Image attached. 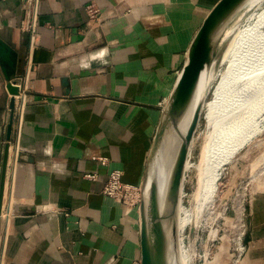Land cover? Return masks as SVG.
I'll return each mask as SVG.
<instances>
[{
    "label": "crops",
    "instance_id": "crops-1",
    "mask_svg": "<svg viewBox=\"0 0 264 264\" xmlns=\"http://www.w3.org/2000/svg\"><path fill=\"white\" fill-rule=\"evenodd\" d=\"M214 1L0 0V36L23 58L16 83L26 90L24 104L15 97L0 264L139 262L138 206L102 187L113 169L140 183L161 109ZM10 97L0 70V166ZM243 241L236 264H264V177Z\"/></svg>",
    "mask_w": 264,
    "mask_h": 264
},
{
    "label": "water",
    "instance_id": "water-1",
    "mask_svg": "<svg viewBox=\"0 0 264 264\" xmlns=\"http://www.w3.org/2000/svg\"><path fill=\"white\" fill-rule=\"evenodd\" d=\"M259 1L215 0L201 18L188 43L184 61L161 109L139 183V264H167L161 259L159 240L163 228L169 225L172 218L171 173L188 119L216 50L224 43L249 5ZM23 66L24 61L19 52L0 36V70L11 94L0 166V224L15 95L21 89L16 78L21 77ZM18 205L19 182L15 178L9 212L11 215L18 214Z\"/></svg>",
    "mask_w": 264,
    "mask_h": 264
},
{
    "label": "rangeland",
    "instance_id": "rangeland-1",
    "mask_svg": "<svg viewBox=\"0 0 264 264\" xmlns=\"http://www.w3.org/2000/svg\"><path fill=\"white\" fill-rule=\"evenodd\" d=\"M263 8L264 0L249 5L213 55L203 89L199 121L179 158L180 171L185 164L186 168L181 180V195L176 201V245L180 244L187 264H233V240L239 233V217L247 214L250 194L264 177L263 121L261 130L220 167L216 189L214 186L209 192L199 181L205 172L199 161L210 130L207 120L210 100L219 78L237 52L231 51L229 44L240 29L258 19ZM261 30L264 31V27Z\"/></svg>",
    "mask_w": 264,
    "mask_h": 264
},
{
    "label": "bare ground",
    "instance_id": "bare-ground-1",
    "mask_svg": "<svg viewBox=\"0 0 264 264\" xmlns=\"http://www.w3.org/2000/svg\"><path fill=\"white\" fill-rule=\"evenodd\" d=\"M263 27L264 8L257 20L240 29L232 38L229 49L237 50V52L235 56H231L210 100L207 112L210 130L205 136L199 161L200 168H205L199 181L201 184L204 183V189L209 192L214 186L216 189L215 180L217 176V180L220 177V167L262 128L264 121V31L261 29ZM207 77L206 74L194 102L171 173L172 218L169 225L163 228L159 240L161 259L167 264H187L181 253L180 244L176 245V239H178L176 238V201L181 195V180L186 168L185 164L182 172L180 171L179 158L186 150L187 143L191 140L198 124Z\"/></svg>",
    "mask_w": 264,
    "mask_h": 264
},
{
    "label": "built area",
    "instance_id": "built-area-1",
    "mask_svg": "<svg viewBox=\"0 0 264 264\" xmlns=\"http://www.w3.org/2000/svg\"><path fill=\"white\" fill-rule=\"evenodd\" d=\"M90 11L94 10L92 8ZM19 98L21 104L26 100V90L20 89L19 94L15 95ZM101 162H105V158H101ZM123 171L120 169H113L109 172L106 181L103 184L102 192L104 195L120 200L125 206L137 207L140 199L139 184H130L122 179ZM87 178H95V174H85ZM236 239L233 240V264H236L241 254L244 252L245 244L243 241L246 232V215L239 217V228Z\"/></svg>",
    "mask_w": 264,
    "mask_h": 264
}]
</instances>
